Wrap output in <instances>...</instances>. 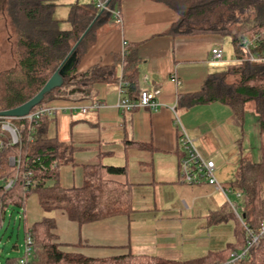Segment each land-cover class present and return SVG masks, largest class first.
<instances>
[{
    "label": "trees",
    "instance_id": "1",
    "mask_svg": "<svg viewBox=\"0 0 264 264\" xmlns=\"http://www.w3.org/2000/svg\"><path fill=\"white\" fill-rule=\"evenodd\" d=\"M58 0H1L3 16L14 27L16 41L8 68L0 70V113L14 110L36 96L68 56L75 54V65L64 78L62 87L45 95L34 113L49 103L67 99L72 91L90 93L98 84L117 87L126 83V98L138 100L141 60L137 45L125 43L124 50L111 66H96L78 74L84 56L95 46L100 28L119 24L109 12L99 13L90 2L69 6L68 30H60L62 21L54 19ZM124 0H110L109 8L121 15ZM164 5L177 15V21L165 36L194 37L217 35L230 37L234 64L226 72L210 74L199 91L181 97L187 108L221 104L231 110L239 124L243 123L247 106L257 118L259 135H264V63L245 60L243 41L253 42L264 52V0H147ZM89 29V30H88ZM88 30L81 41L80 38ZM77 44V46H76ZM76 46V47H75ZM121 71V72H119ZM9 123L16 132L17 143L2 131ZM21 128L23 131L20 132ZM56 117L41 115L29 124L21 119L0 118V232L6 231L14 213L24 214L27 200L35 196L43 217L28 226L23 225L25 250L21 257H8L3 264H264V156L253 162L238 141L240 160L234 180L233 193L241 195L235 203L239 221L228 204L218 213V222H233V241L217 251L190 260L173 261L155 256L132 255L93 259L78 253H67L57 242L55 211L65 214L78 226L134 213L132 186L113 178L126 175L125 167H108L100 163L86 167L85 184L81 188L64 189L60 184L63 167L74 165L76 149L60 143L53 131ZM125 145L144 149L138 143ZM17 163L12 166L9 160ZM12 181L10 189L4 186ZM214 218V217H213ZM21 220L26 221L24 217ZM256 238V243L252 240ZM27 239L30 244H27ZM16 249V245H13ZM245 251V254L242 253ZM233 254L241 255L231 262Z\"/></svg>",
    "mask_w": 264,
    "mask_h": 264
},
{
    "label": "crops",
    "instance_id": "2",
    "mask_svg": "<svg viewBox=\"0 0 264 264\" xmlns=\"http://www.w3.org/2000/svg\"><path fill=\"white\" fill-rule=\"evenodd\" d=\"M67 2L70 6L76 0ZM121 18L116 30L99 35L95 46L81 60L78 74L96 66H111L123 52L124 42L135 44L142 62L141 88L158 89L161 106L155 111L136 109L123 114L118 109L116 87L98 84L93 92L72 91L67 99L46 107L54 111L53 133L58 141L76 149L74 165L61 169L62 188H81L86 182V167L99 163L125 167L126 175L113 180L132 186L135 213L130 218L118 216L78 226L55 211L52 216L57 242L64 252L93 259L130 252L182 261L220 250L233 241V222H218L226 200L205 182L188 185L181 181V153L172 110L202 155L215 164L214 177L223 187L231 190L237 172L238 141L253 162L262 161L264 135H259L251 109H246L243 123L239 124L231 110L221 104L191 108L181 104V97L196 93L207 76L225 68L223 62L210 60V52L218 48L224 58L229 43L217 35L165 36L178 17L164 5L147 0H124ZM226 54L228 57L227 49ZM236 194L239 193L231 191L228 195L232 203L241 199H236Z\"/></svg>",
    "mask_w": 264,
    "mask_h": 264
},
{
    "label": "built area",
    "instance_id": "3",
    "mask_svg": "<svg viewBox=\"0 0 264 264\" xmlns=\"http://www.w3.org/2000/svg\"><path fill=\"white\" fill-rule=\"evenodd\" d=\"M94 5L95 9L99 12H109L112 14L113 18L117 21L119 25L122 23V18L119 12L113 11L109 8L110 0H90ZM243 49L246 52L245 60L251 63H264V52H250L252 50H257V46L253 42L243 41ZM125 46V42H124ZM210 60L213 62L221 63L223 62L222 51L218 48H214L210 52ZM172 82L177 84L175 79H172ZM117 92L120 97L118 103V109L121 113L131 112L136 109H149L155 111L161 105L158 103V97L160 91L158 89L153 91L143 90L138 100L130 101L126 98V83L120 82L117 86ZM92 108H97L96 105H93ZM83 113L86 112V109L82 110ZM173 118L172 122L174 127L178 132V150L181 153V158L179 162L180 167V179L183 183L188 185H196L200 182H205L207 185L211 186L216 192L220 193L226 200V203L231 207L234 214L236 215L239 221L240 217L236 212L235 203H232L228 199V195L231 193V190L228 187H223L218 183L214 177V172L216 166L213 161L205 158L200 150L196 147L193 140L185 133L181 127L180 121L175 111L172 110ZM50 115L54 116V111L50 108L44 107L39 109L34 113H30L28 116L21 118V120L27 121L31 124L33 121L37 120L41 115ZM6 119V118H5ZM2 131L7 132L12 140L13 144L17 143L16 132L12 129L9 123H3L1 127ZM23 131L21 128L20 132ZM17 162L13 159L9 160V164L14 166ZM12 186V181H9L5 184L4 189L8 190ZM236 199L241 197L240 194H236ZM260 234H264V223L261 224ZM257 239L252 240L253 243H256ZM27 244H30V240L27 239ZM25 253H28V249L25 250ZM244 255V252L242 253ZM241 255L233 254L231 256V262L237 261ZM21 264H24L22 261Z\"/></svg>",
    "mask_w": 264,
    "mask_h": 264
},
{
    "label": "rangeland",
    "instance_id": "4",
    "mask_svg": "<svg viewBox=\"0 0 264 264\" xmlns=\"http://www.w3.org/2000/svg\"><path fill=\"white\" fill-rule=\"evenodd\" d=\"M67 1L68 0H58L55 2L47 3L48 5L55 6L54 19L57 21H62L59 24L60 30H68L70 28V25L66 22L69 10V5ZM77 2L79 5H86L90 3V0H78ZM2 12L3 9L0 0V70L11 66V54L13 53L12 46H14L16 41L14 27L11 23H9V21L6 20ZM112 30H116L115 27L105 25L100 28V34ZM226 39L229 45L225 47L224 52L225 61H223V65H225V68L221 69L219 73L226 72L229 68V65H232L230 62L232 61L233 57L231 39L230 37H226ZM226 49L229 51L228 57L226 54ZM248 109H251L252 111L251 104L247 106V110ZM41 214L42 212L39 209L36 197L32 195L27 200V205L24 214L22 215L14 213L12 215V219L10 221V224H8L6 231L0 232V264H3L5 258L21 257L24 255L25 243L23 240V225L24 223H26L28 226H31L33 223L39 221L42 218L40 217ZM21 217H24L26 221L21 220ZM13 245H16V249L12 248Z\"/></svg>",
    "mask_w": 264,
    "mask_h": 264
},
{
    "label": "water",
    "instance_id": "5",
    "mask_svg": "<svg viewBox=\"0 0 264 264\" xmlns=\"http://www.w3.org/2000/svg\"><path fill=\"white\" fill-rule=\"evenodd\" d=\"M88 30L83 34L79 41L83 39ZM75 59V54L68 56V58L62 63L59 69L53 74V76L48 80V82L36 96H34L24 105L14 110L0 113V118L21 119L28 116L33 108L41 104L45 95L49 94L54 89L62 87L64 78L68 75V73L73 69L75 65Z\"/></svg>",
    "mask_w": 264,
    "mask_h": 264
},
{
    "label": "bare ground",
    "instance_id": "6",
    "mask_svg": "<svg viewBox=\"0 0 264 264\" xmlns=\"http://www.w3.org/2000/svg\"><path fill=\"white\" fill-rule=\"evenodd\" d=\"M117 88V87H116ZM74 167V166H73Z\"/></svg>",
    "mask_w": 264,
    "mask_h": 264
}]
</instances>
